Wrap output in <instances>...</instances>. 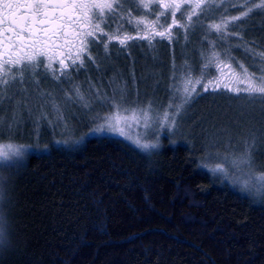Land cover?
I'll return each instance as SVG.
<instances>
[{"label": "trees", "instance_id": "16d2710c", "mask_svg": "<svg viewBox=\"0 0 264 264\" xmlns=\"http://www.w3.org/2000/svg\"><path fill=\"white\" fill-rule=\"evenodd\" d=\"M235 30L242 31L246 47L234 57L256 70L246 48L264 50V13ZM199 32L191 40L200 45L202 39L206 49L207 36ZM219 95L198 96L191 122L147 153L90 133L88 118L74 123L79 132L73 143L62 142L67 139L61 134L42 138L35 123L14 111L22 99H16L20 105L2 97L0 144L22 146L27 158L17 167L0 164L14 171L12 217L19 241L0 264H264V190H242L226 177V171L232 174L223 158H207L226 151L217 136L225 125L217 122ZM251 108L264 115V102ZM262 120L247 130L257 138L254 167L264 173ZM239 137L230 144L233 155L245 147L239 145L246 137ZM217 165L225 171H213Z\"/></svg>", "mask_w": 264, "mask_h": 264}, {"label": "snow or ice", "instance_id": "6c2138e0", "mask_svg": "<svg viewBox=\"0 0 264 264\" xmlns=\"http://www.w3.org/2000/svg\"><path fill=\"white\" fill-rule=\"evenodd\" d=\"M231 8H235L239 15H230ZM257 10L264 13V0L259 3L256 0H0V105L2 97L18 86L34 82L37 76L51 73L54 79H60L61 76L70 78L66 75L69 64L65 62V57L71 61L74 69L83 67L86 57L91 60L88 53L99 47V42L103 40H116L121 46L129 41H146L150 48H154L157 38L159 41H174L179 36V32L173 35L174 28L184 29L186 34L198 28L206 36L214 35L216 39L209 41L210 55L199 77H193L187 62L180 67L179 75H176L174 66L177 80L173 86L175 111L160 112L151 104L127 106L124 91L121 90L117 107L125 112L131 111V119L142 121L145 132L133 138L125 131V127H130L127 119L120 116L106 117L103 124L93 129V132L108 131L128 136L140 150L149 152L154 145L147 137L153 132L176 127V117L195 98L193 93H196V85H201L203 92L227 91L235 93L237 97L244 93L247 98L264 99V63L260 67L261 74L256 76L231 55L233 47L239 48L245 42L242 31L230 29L229 25L238 28L236 22L243 21ZM133 13L142 18L134 19ZM217 18L219 22L205 23ZM117 20L126 21L136 35L125 34L121 38L120 33L127 31L123 24H116L113 31L109 23ZM230 37L239 42L231 44ZM103 48L107 53L109 44L103 43ZM55 49H67V52H55ZM246 51L259 55L264 61V50L256 53L254 49L246 48ZM57 55L60 57L58 68H54L53 60ZM229 62L235 63L242 71H237ZM213 66L220 75L203 83L205 70ZM226 68L228 71H225ZM57 71L61 76L55 75ZM74 88L76 95L83 99L79 87ZM39 96L43 97V94ZM176 100L179 102L176 103ZM172 107L170 104L169 108ZM256 140V135L250 133L244 140L245 147L240 155H234L231 159L226 157L224 163L240 170L247 168L245 186L264 189V174L256 178L251 171L254 166L252 149ZM24 153L21 147L8 145L0 148V160L11 162L13 167H17ZM213 171L224 172L225 169L217 165Z\"/></svg>", "mask_w": 264, "mask_h": 264}, {"label": "rangeland", "instance_id": "374dc122", "mask_svg": "<svg viewBox=\"0 0 264 264\" xmlns=\"http://www.w3.org/2000/svg\"><path fill=\"white\" fill-rule=\"evenodd\" d=\"M256 2L259 3L260 0ZM258 11L259 10H257V12ZM229 12L230 15H239V12L237 10L235 11V8H231ZM133 17L134 19L142 18L135 13H133ZM247 18L243 21L236 22L237 25H240ZM213 22H219V19L217 18L215 21H205V23ZM109 23L112 24L113 31H115L116 24H123V27L127 31L120 33L121 38L125 34L136 35L126 21L117 20L115 22L110 21ZM229 28L235 30L236 27L234 25H229ZM105 31H107V29H105ZM199 31L201 30L197 28L192 31H187L186 34V30L174 28L173 35L175 36L176 33L179 32V36L172 42L167 40L159 41V38H157L156 41H154V48H150L146 41H129L126 45L121 46L116 40H103L99 42V47L94 48L93 51L88 53V55L91 56V60L86 57L83 67L74 69L71 66V61L65 57V62L69 64V68L66 69V75L70 78L61 76L59 71H57L55 75L61 76L60 79H54L51 73L40 75L35 77L34 82H28L22 86H18L13 92L5 95V97L13 100V102H18L16 100L17 98L22 99L24 105L19 108L15 107L14 111H16L18 115L25 116L23 118L24 121L27 119L35 123L38 127L37 135H40L42 138L44 136H50L56 139V136L61 134L67 139V141L63 139L62 142L65 144L73 143L75 141L73 135L79 132L78 127H75L74 123L76 121L88 123L89 121V124H91L90 133L122 139L134 148L140 150L128 136L112 134L108 131L93 132V129L103 124L106 117L120 116L127 119V123L130 127H125V131L133 138L142 136L145 132L142 121L138 122L131 119V111L125 112L117 107L121 90L124 91V100L127 106L135 107L137 105L146 106L151 104L153 108L160 112L164 110H168L169 112L175 111V105L173 103V86L177 83V80L174 76V66L176 68V75H179L180 67L187 62L191 67L193 77H199L201 70L204 68V64L207 62V57L210 55V46L205 49L202 45V39L200 40V45H197L198 43L196 44L194 40H191L201 35ZM205 39L209 42L210 40L214 41L216 38L213 35H209ZM233 40L236 39L230 37L229 42L233 44ZM191 42H193V44H191ZM238 42L237 40V43ZM103 43L109 44L107 53H105ZM245 47L244 44L239 48L233 47L231 55L234 57L236 52H245ZM54 51L67 52V49H55ZM202 52L204 53L203 56L201 55ZM234 58L235 61L238 62L236 57ZM254 58L256 59L255 64L258 67L256 70L248 68L244 62L241 61L242 59L239 60L238 63L244 65V68L250 73L259 76L261 74L260 67L264 61L261 60L259 55H254ZM44 59L45 64H47V58L45 57ZM59 59L60 57L57 55L53 60L54 68H58ZM232 67L236 68L237 71H242L236 67L235 63H232ZM225 71H228V69L226 68ZM41 72H43V69H41ZM219 75V72L214 66L206 69L203 83H207L213 76L218 77ZM74 86L79 87L80 92L83 94V99L76 95ZM209 92H211V90ZM41 93L43 97L39 96ZM196 93H199V95ZM196 93H193L195 98L192 99L190 104L186 105L181 114L176 117L177 124L174 129H164L159 132H153L147 138L152 141H157L158 138V142L161 145L162 137L178 135L181 128H183L182 125L186 124V122H191L192 115H194L192 108L198 96L201 97V94L203 95L207 92H203L201 85H196ZM219 93L220 98L217 99V102H219L217 117L219 119H217V122L225 121V125L220 128V132L217 136H219V143L225 144L226 151L223 153L211 151L207 158H211L213 161H222L221 158L225 160L226 157L231 159L234 156L230 146L231 142H235L237 138H240V134L248 137L250 132L247 129H254L255 126L259 124L256 120H262L264 116L263 114L256 116L254 114L255 111L251 108L254 102L260 104L264 102V99L259 97L247 98L244 93H241L239 97H237L235 93L227 91ZM175 102L178 103L179 101L176 100ZM170 104L173 105L172 108H169ZM195 107L196 106H194V108ZM258 107H260V105ZM86 118H88V121ZM192 122H195V119ZM211 123L215 124L214 119L211 122L208 121L207 124L210 125ZM89 124H87L84 129L90 127ZM121 126L124 125L122 124ZM226 135L232 136L229 142H227L225 138ZM10 145L22 148V146L17 144ZM243 145L244 144L241 143L239 146ZM5 146L8 145L0 144V148H4ZM238 147H236L235 150H241V148ZM22 149L24 152L26 151V149ZM3 162L5 161L0 160V164ZM228 169L232 176L226 171V177L232 181L235 180L234 183L242 190L251 192V194H260L264 190L245 186V180L247 179L246 173L248 172L247 168L240 170L229 167ZM251 171L256 178H260L262 174H264L259 172L254 166Z\"/></svg>", "mask_w": 264, "mask_h": 264}, {"label": "clouds", "instance_id": "9594fccd", "mask_svg": "<svg viewBox=\"0 0 264 264\" xmlns=\"http://www.w3.org/2000/svg\"><path fill=\"white\" fill-rule=\"evenodd\" d=\"M153 149H159L158 141H150ZM27 158V154L23 156ZM14 171L9 168H0V260H3L18 247L15 221L12 217V178Z\"/></svg>", "mask_w": 264, "mask_h": 264}]
</instances>
